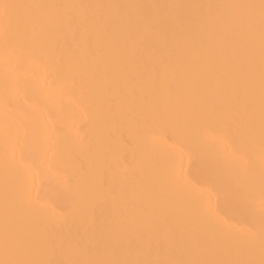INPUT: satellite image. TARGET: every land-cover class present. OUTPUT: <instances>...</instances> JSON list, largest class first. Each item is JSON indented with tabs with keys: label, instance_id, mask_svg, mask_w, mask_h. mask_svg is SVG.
<instances>
[{
	"label": "bare ground",
	"instance_id": "1",
	"mask_svg": "<svg viewBox=\"0 0 264 264\" xmlns=\"http://www.w3.org/2000/svg\"><path fill=\"white\" fill-rule=\"evenodd\" d=\"M0 3V264H264L261 0Z\"/></svg>",
	"mask_w": 264,
	"mask_h": 264
},
{
	"label": "snow or ice",
	"instance_id": "2",
	"mask_svg": "<svg viewBox=\"0 0 264 264\" xmlns=\"http://www.w3.org/2000/svg\"><path fill=\"white\" fill-rule=\"evenodd\" d=\"M21 7V5H11L7 3H0V13H3L5 24L3 26V32L7 37L8 33L13 29V20L8 15V12L12 8ZM116 7H125V6H116ZM130 7V6H129ZM168 7V6H164ZM239 7V6H237ZM262 16H264V0H261L260 4ZM210 114L203 113L197 114L193 113L189 120L183 125V131L185 135L190 139L192 144V150L189 153L190 157L195 159L203 151L207 139L204 136V130L209 127ZM213 134L216 136L226 137L229 134L227 128L222 129H212ZM179 183V180L177 181ZM233 197L236 202L237 210L241 212H253L255 210V201L250 190L238 189L233 193ZM260 212L261 216L264 217V186L261 189L260 197ZM18 264H46L43 261L35 262H18ZM101 264H139V262L131 261H105Z\"/></svg>",
	"mask_w": 264,
	"mask_h": 264
}]
</instances>
